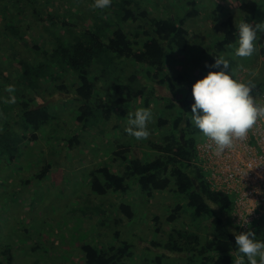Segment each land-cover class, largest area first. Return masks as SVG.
<instances>
[{
    "label": "trees",
    "instance_id": "trees-1",
    "mask_svg": "<svg viewBox=\"0 0 264 264\" xmlns=\"http://www.w3.org/2000/svg\"><path fill=\"white\" fill-rule=\"evenodd\" d=\"M51 1L10 0L12 5L23 4L15 13L9 4L2 7L5 9L0 21L2 43L12 49L4 59L0 58L1 163L20 161L22 145L35 141L36 134L54 118L51 107L57 101H70L75 108L73 117L78 132L65 139L67 151L77 148L91 130L105 134L102 125L112 119V130L125 125L129 113H134L126 110L127 103L134 108H148L158 102L165 113L157 115L148 128L157 127L158 133L142 141L130 136L123 137L125 143L112 140L105 143V153L110 152L109 161H118L121 168L113 171L111 162L90 170L89 188L98 195L109 191L125 194L135 188L146 198L166 190L177 195L167 221L173 225L181 212H189L191 221L198 223L209 216L210 229L200 236L187 227H172L164 244H154L177 255L184 253L192 264H234L237 251L232 233L241 231L230 220L231 197L211 189L198 162L199 141L185 113L193 101L186 95L179 100L175 98L184 82L189 83L187 89L191 92L195 80L210 70H219L210 66L215 57H222L229 47L236 45L234 18L228 16L219 24H212V40L199 50L200 64L176 70L170 65L179 61L184 51L193 50V42L201 43L196 39L191 41L189 31L200 14L198 3L201 0H180L175 8L166 7L161 16L150 14L144 7L147 0L146 3L144 0H112L107 9L91 6L87 9V18L75 16V19L78 16L83 19L78 24L68 22L65 14L51 12ZM235 1L239 12L255 26L258 0ZM216 8L222 9L220 5ZM25 10H29L32 17L28 24L21 23ZM32 26H36L35 30ZM32 30L37 33L36 41L29 46L24 39ZM19 41L23 45L17 46ZM255 46L264 55V32L258 33ZM192 67L197 68L194 73ZM156 86L163 88L166 95H159ZM13 96L15 103H8ZM134 145L147 147L149 152L141 149L140 156L133 149ZM50 171L51 164L46 163L33 177L42 180ZM182 200L185 205H181ZM114 209L128 219L135 214L133 205L128 202L121 201ZM224 211L226 220L222 215ZM121 219L116 218L115 222ZM250 229L257 240H264V230L259 223L252 224ZM118 234V230L115 231V236ZM131 245L134 244L125 240L107 246L85 242L80 246L82 264H123L125 258L133 255ZM164 257L163 253H157V263ZM6 260L3 262L0 258V264H9L12 256H7Z\"/></svg>",
    "mask_w": 264,
    "mask_h": 264
},
{
    "label": "rangeland",
    "instance_id": "rangeland-1",
    "mask_svg": "<svg viewBox=\"0 0 264 264\" xmlns=\"http://www.w3.org/2000/svg\"><path fill=\"white\" fill-rule=\"evenodd\" d=\"M178 1L180 0H147L146 3L144 0L143 3H146L144 7L150 14L158 13L161 16L166 11V7L175 8V3ZM9 2L10 0H0V21L5 13V9L2 10L5 4H9L13 13L23 5L21 3L16 6ZM92 3L93 0H52L49 9L60 15L65 14L68 22L78 24L83 19L79 16L75 19V16L86 17L87 9L90 10ZM217 5L222 9L216 8ZM198 8L200 14L194 19L189 31L190 40H200L201 43L193 42L195 48L184 51L178 58L179 61L170 65L172 69H189L200 64L199 50H203L211 42L214 22L219 24L228 16H232L236 23H239L241 18L249 23L247 16L245 17L237 9L235 0H201ZM28 11L25 10L22 15V24L32 21ZM255 21L264 22V0H258ZM35 28L36 26L31 27L33 30ZM1 30L0 27V58L4 59L10 54L12 47L3 45L4 35ZM33 30L25 34L24 40L29 46L33 45L32 41H36L37 33ZM19 45H23L21 41L17 43V46ZM236 46L237 44L229 47L222 57L230 60L231 71L236 79L242 82L251 81L254 85L252 94L256 97H264V55L256 50L251 57H237L234 55ZM24 53L28 54V51ZM196 70L197 68L192 67L193 73ZM120 84L123 85V80ZM187 86L189 88L187 81L180 86L175 96L176 100L186 95L194 102ZM156 92L161 96L166 95V91L158 86ZM54 104L51 107L54 118L36 134L35 141L24 142L20 161L12 164H7L5 161V164L1 163L0 159V258L3 262H7L6 257L11 255L12 261L9 264H82L81 244L92 242L107 246L117 245L125 240L134 245H131L132 257L125 258L123 264H192L184 253L177 255L162 246H156L154 242L164 244L172 227L177 229L187 227L203 236L210 229L209 216H205L198 223L191 221L189 212H181L171 225L166 217L175 205L177 195H172L167 190L156 192L151 198H146L136 188L125 194L117 191H109L105 195L93 193L88 185L90 170L103 163L111 164L112 161L110 162L107 156L110 152L105 153L107 148L105 143H109L110 140L114 143L124 142L123 137L130 138L125 132L127 123L120 129L112 130L114 123L112 119L102 125L106 130L105 134L91 130L77 148L67 151L65 139L78 132L73 117L75 108L70 101H57ZM127 104L126 110L134 112L139 109ZM150 105L148 108L153 118L148 128L154 124L157 115L165 113L158 102ZM188 113L191 114V108ZM156 128H150L151 136L153 133H158L159 130ZM194 131L197 141L206 138L195 128ZM133 149L140 156L141 149L149 152L147 147L142 148L139 145H134ZM46 163L51 164L49 174L42 180L35 179L34 172L41 171ZM120 168L118 161L112 162L113 171H119ZM121 201L133 205L135 209L133 218L128 219L115 211L114 208ZM181 205H185L183 200ZM86 207L88 210L85 209ZM222 215L226 220L227 212H222ZM119 217L122 219L116 223L115 219ZM117 230L119 234L115 236ZM159 252L165 257L157 263L156 255Z\"/></svg>",
    "mask_w": 264,
    "mask_h": 264
},
{
    "label": "clouds",
    "instance_id": "clouds-1",
    "mask_svg": "<svg viewBox=\"0 0 264 264\" xmlns=\"http://www.w3.org/2000/svg\"><path fill=\"white\" fill-rule=\"evenodd\" d=\"M111 4L112 0H93L92 7L103 10ZM235 31L237 46L234 55L251 57L257 50L255 44L258 33L264 32V22L253 26L241 18L235 24ZM210 67L219 70H210L195 80L191 86L194 100L190 106L191 114L185 113L193 127L211 142L209 149L214 150L216 156H221L234 147L235 141L244 140L258 119L264 118V105L255 101L251 81L242 82L234 77L229 59L215 57ZM7 102L15 103V97H10ZM152 118L149 108H139L129 113L125 132L138 141L146 140L150 135L148 124ZM250 213L239 217L241 226L250 223L247 220ZM232 234L237 251L234 264H264V240H257L250 228L241 232L233 231Z\"/></svg>",
    "mask_w": 264,
    "mask_h": 264
},
{
    "label": "built area",
    "instance_id": "built-area-1",
    "mask_svg": "<svg viewBox=\"0 0 264 264\" xmlns=\"http://www.w3.org/2000/svg\"><path fill=\"white\" fill-rule=\"evenodd\" d=\"M254 99L264 105L263 96ZM210 143L207 138L198 142V162L211 189L231 197V222L238 231L254 223L264 230V118L258 119L244 140L235 141L234 147L221 156L209 149ZM249 212L250 223L241 226L239 217Z\"/></svg>",
    "mask_w": 264,
    "mask_h": 264
}]
</instances>
